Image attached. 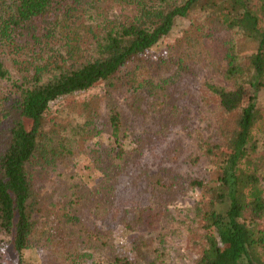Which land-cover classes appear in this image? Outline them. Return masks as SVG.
Returning <instances> with one entry per match:
<instances>
[{
	"label": "trees",
	"instance_id": "obj_1",
	"mask_svg": "<svg viewBox=\"0 0 264 264\" xmlns=\"http://www.w3.org/2000/svg\"><path fill=\"white\" fill-rule=\"evenodd\" d=\"M104 1L122 4L128 13L111 18L101 8ZM0 12V80L10 120L0 142V264H27L28 248L47 264H135L132 248L114 240L109 228L76 214L78 196H66L71 211L37 191L38 181L70 159L76 136L90 135L100 115V96L74 104L79 123L58 122L53 102L102 84L106 156L120 163L130 130L113 94L128 111L136 104L165 108L170 90L182 88L199 66L226 85L206 83L217 110L215 128L199 150L211 168L187 181L201 197L199 233L189 235L193 264H264V105L258 102L264 92V0H0ZM181 18L188 20L184 37L203 46L196 61L172 56L178 44L154 52ZM235 37L252 39L254 51L236 52ZM9 53L10 67L1 57ZM165 62L172 71L159 82L136 80L139 67ZM143 183H134L122 207H103L102 220L126 231L153 229L162 214L160 191H174L173 182L155 178L145 198L136 187ZM98 186L94 193L101 198L113 195ZM42 222L46 229L35 236Z\"/></svg>",
	"mask_w": 264,
	"mask_h": 264
},
{
	"label": "rangeland",
	"instance_id": "obj_2",
	"mask_svg": "<svg viewBox=\"0 0 264 264\" xmlns=\"http://www.w3.org/2000/svg\"><path fill=\"white\" fill-rule=\"evenodd\" d=\"M122 6L111 1L101 3V8L111 18L128 13V8ZM187 27V19H177L171 32L164 36L159 46L153 48L154 52L158 51V47L178 44L179 47L171 51L172 56L180 54L187 63L198 60L203 46L198 41L184 37ZM235 43L236 52L242 56L255 49V42L250 38L238 40L235 37ZM10 55L1 56L8 67ZM171 71L172 65L167 62L160 65L146 63L136 71V80L159 82ZM206 83L226 85L209 67L199 66L193 75L186 78L182 88L170 90L165 108H147L144 104H136L128 111L121 104V98L114 93L113 97L122 105L121 112L125 116L123 122L132 132L125 131L126 136L122 140L124 153L120 163H112L106 156L110 142L104 119L102 84L97 83L85 91L56 100L52 110L58 122L75 119L79 123L80 120L75 118L78 108L74 104L89 95L100 96V115L90 135H83L84 138L76 136L77 148L70 159L54 165L38 181L37 191L47 202L60 203L64 210L71 211L72 208L66 204V196L70 191L78 196L74 198L79 208L76 214L91 226L109 228L114 240L132 248L135 264H193L195 253L190 248L189 235L199 233L197 214L201 197L197 189L187 187V181L209 174L211 165L200 154L199 144L212 134L217 110L216 96L206 88ZM5 88L6 83L0 80V142L6 138L5 129L10 121L5 115L6 106L2 99ZM258 102L264 105V92L258 95ZM260 169V183L264 188V161ZM155 178H170L174 191H160L165 195L164 199L159 195L163 199L160 203L162 214L153 229L126 231L116 221L107 224V221L102 220L103 207L105 210L107 204L122 207V201L127 200L128 191H132L135 182H144L136 187L145 198L146 190ZM99 184L104 189L113 190V195L101 198L99 193L95 194L94 187L99 189ZM259 226L264 227V216ZM45 229L46 225L42 222L35 236H40ZM23 257L27 264H47L46 259L34 248L25 249Z\"/></svg>",
	"mask_w": 264,
	"mask_h": 264
}]
</instances>
